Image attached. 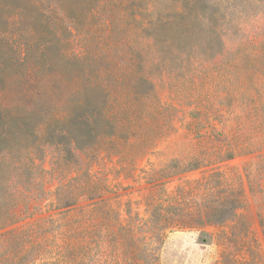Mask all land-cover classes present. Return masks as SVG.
Wrapping results in <instances>:
<instances>
[{
  "label": "rangeland",
  "instance_id": "374dc122",
  "mask_svg": "<svg viewBox=\"0 0 264 264\" xmlns=\"http://www.w3.org/2000/svg\"><path fill=\"white\" fill-rule=\"evenodd\" d=\"M60 1L76 25L52 0H23L21 29L41 32L29 69L66 75L58 114L83 118L84 101L103 114L73 123V141L13 144L5 177L22 184L0 201L20 205L0 211V264L54 263L63 222L37 204L71 188L88 195L85 264H264V0ZM22 90L0 94L12 115L28 109Z\"/></svg>",
  "mask_w": 264,
  "mask_h": 264
},
{
  "label": "trees",
  "instance_id": "16d2710c",
  "mask_svg": "<svg viewBox=\"0 0 264 264\" xmlns=\"http://www.w3.org/2000/svg\"><path fill=\"white\" fill-rule=\"evenodd\" d=\"M59 11L64 15L65 19H68L73 25H76V21L66 15L65 7L60 0H52ZM103 0H85L84 4L91 8L98 6ZM27 2L23 0H0V94L4 93L8 89L10 82L16 81L23 88L20 92L21 100L29 103L27 111L20 115H12L9 106L0 104V186L5 189H15L22 183L9 184V179L5 177V172L10 165V158L13 155V144L19 139L28 141V139H37V143L45 135L58 136L67 135L71 137L73 141L75 135L73 133V123L76 126H88L90 120L96 119L103 114L102 108H98L93 105L91 107H85V101L78 103V109L83 111L84 117L78 120L73 119L71 115L72 109H66L60 112L57 111V96L59 95V89L64 82H67L66 75H53L52 73L41 74L40 71H31L30 58L35 53V46L37 43V55L39 53L38 43L41 37V32L37 25V29L30 23L26 30H22L26 24L25 9L24 6ZM77 4V3H76ZM38 7V6H37ZM39 13V10H38ZM60 20L62 24L63 20ZM58 23L54 24L57 25ZM52 23L46 24V31L48 32L49 39L52 42L56 35ZM53 25V26H54ZM61 30H67L62 27ZM47 44V45H48ZM7 61L21 63L25 71H9L7 67ZM50 66V65H49ZM61 95V92H60ZM92 111L89 112V109ZM75 125V124H74ZM74 126V127H76ZM71 141V142H72ZM38 150V149H37ZM24 187V185H21ZM26 191H29L28 187H25ZM71 195L65 197L62 192L58 193V197L55 203H51L47 206H42L41 203L37 204V215L43 213V208H46L45 212L58 211L56 214L60 216L63 223L55 225L57 231L63 240V246L59 247L57 252V259L53 264H85V234L82 229L83 223L86 222L84 210L79 205L87 198V191L85 189H73L70 190ZM22 202L23 212H29V201L25 197ZM37 201H39L37 199ZM20 203H13L5 205L0 201V211L5 210L8 215L14 214L13 211L18 209ZM96 205V204H95ZM12 217H10V220ZM10 222V221H9ZM164 223L170 224L171 221L164 220ZM181 222V221H177ZM51 223L54 221L51 219ZM10 223H2L0 230L6 228ZM181 226L186 224L181 223ZM165 228L161 219L153 221L151 230V239L159 240L161 237V231ZM112 242L117 237H111ZM151 254V253H150ZM153 263L156 264V257L150 255Z\"/></svg>",
  "mask_w": 264,
  "mask_h": 264
}]
</instances>
